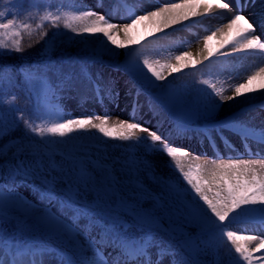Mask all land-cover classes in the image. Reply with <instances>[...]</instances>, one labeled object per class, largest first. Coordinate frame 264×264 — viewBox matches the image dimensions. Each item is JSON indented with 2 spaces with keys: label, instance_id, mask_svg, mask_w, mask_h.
<instances>
[{
  "label": "snow or ice",
  "instance_id": "snow-or-ice-1",
  "mask_svg": "<svg viewBox=\"0 0 264 264\" xmlns=\"http://www.w3.org/2000/svg\"><path fill=\"white\" fill-rule=\"evenodd\" d=\"M0 2V58L21 53L25 38L27 47L43 42L44 55L52 49L60 53L27 67L0 62V86L16 87L22 74V86L36 98L31 112L17 110L7 100V110H0V264H16L21 252L58 256V264H209V253L218 248L228 252L230 264H264V236L229 227L242 216L264 227V155L248 145L249 139L264 145V127L251 126L235 113L219 117L229 102L264 90V66L231 88V95L210 80L197 82L206 88H177L169 79L211 64L213 58L264 56V0L258 10L257 0H179L124 23L91 8L61 11V5L47 0ZM213 9L231 15L203 37V47L195 54L181 51L164 60L149 59V53L163 51L148 48L149 37L211 17ZM37 16L40 22H26ZM49 25L71 32L69 39L76 45L84 44L86 37H103L114 46L103 49L109 57L122 50L124 63L113 66L117 72L123 69L129 80L121 85L106 77L95 53H70L63 41L46 39ZM215 38L218 42L211 48L209 41ZM64 56L69 64L60 62ZM73 56L79 59L73 62ZM89 61L100 67L93 71ZM87 87L101 108L105 101L119 108L123 100L129 115L69 117L53 102ZM160 111L182 123L165 128L156 119ZM197 121L211 125L202 130L209 144L217 137L228 141L226 132L238 136L248 158H209L176 143ZM110 141L122 150L112 151L116 145ZM160 157L167 158L163 166L170 170L168 176L158 171ZM17 178L39 181V203L22 196ZM10 221L11 228L3 226ZM30 229L39 230L55 247L30 244L24 239Z\"/></svg>",
  "mask_w": 264,
  "mask_h": 264
},
{
  "label": "rangeland",
  "instance_id": "rangeland-1",
  "mask_svg": "<svg viewBox=\"0 0 264 264\" xmlns=\"http://www.w3.org/2000/svg\"><path fill=\"white\" fill-rule=\"evenodd\" d=\"M109 2L110 0H70V2H61L60 0H53L54 5L61 4L64 5V8H67L69 4H72V6L76 9L78 8L94 9L97 13L104 14L106 18L116 23L129 22L130 18L134 17L135 15H142L145 11L160 6L159 0H122V2L125 4L126 7V13H125L118 6L117 7L114 6L113 8H111L109 6L110 4ZM222 11H223V16L226 19L231 15L226 10H222ZM245 11L247 12L249 11V9L248 10L246 9ZM197 19H202V18H197ZM186 25L187 26H185V28L182 27V28H178L175 31L167 32V35L163 33H158L157 36H162L161 38L162 41L160 42L159 45H161L164 51L159 52V54L149 53V55H151L149 59L164 60L170 56L180 54L181 51H191L193 52V54H195L201 47H203V42H204L203 37L209 35L211 32L207 30V27L202 26L200 28L198 24L192 25L191 22H187ZM215 26H216L215 24H211L208 27L214 29ZM143 31L144 29L143 27H141L140 28L141 34H143ZM150 38H155V37H149V39ZM217 42H218V38H215L212 41H209V46L211 48H215ZM167 46L168 48L166 49ZM101 57L103 60L106 61H109L111 59L108 57L107 54H102ZM217 60L221 61L220 65L222 64V67L215 76H212L215 79L213 84H215L217 88H224L226 90L224 94L226 95H231L232 94L231 88H233L238 83H244L248 75L254 72L258 67L264 66V56H260L258 54H248V55L238 54L237 56L234 55V56H229L227 58L220 57ZM89 67L92 68L93 71H95L100 66L97 65L94 66L93 64ZM100 70L105 72L106 77L109 75L113 76L117 80V82L121 85L124 84L126 81H128L127 74L125 72H123L122 70L117 72L115 68L112 66L103 65V67L100 68ZM190 70L192 69H186L181 73L175 74L174 77L169 78L172 81L173 86L182 83H186L187 87L193 84L202 85L197 82L202 81L203 77L197 76L196 73L190 74L189 73ZM262 92H264V90L256 92L258 94L257 98L264 96L261 94ZM92 96H93V89L91 87H87V88H82L79 92H73L71 94L64 93L62 94V98L59 101H53V102L58 103L61 109L63 110V113L69 117L83 116L94 112L109 113L111 119H115L117 116L126 118L129 115L127 105L123 100H121L119 108H117L114 104L107 103V101H105L106 106L101 108L99 105L95 103V101L92 99ZM83 97L87 98V102H85V99ZM140 99L142 103L145 102V98L143 96H141ZM247 102L248 101L244 97H240L234 103L233 102L228 103L230 104L229 109H234L237 106H240ZM226 110L224 109L219 110V116L223 115L226 112ZM145 111H147V108H145ZM257 114L260 115L261 112L249 111L245 115H243L241 119L251 123V121L254 122V120H250V119H254V117H256ZM152 123L156 124V121L153 120ZM177 123H182V122H177L176 120H174V118H172L171 123H167V124L164 123V125L165 128H167L169 124L175 127ZM200 123L201 121H197V124ZM192 124H190V126ZM156 126L159 127L158 124ZM213 135H215V133H213ZM216 139H219V137H217ZM205 141L207 142V140L203 138L202 132H197V131L193 132L187 129V137L185 139L176 140L175 142L189 148L190 144L198 145L199 143H203ZM109 143L116 145V147H114L112 151L122 150L118 142L110 141ZM165 159L167 158L165 157L159 158L160 167L158 168V171L164 174L165 176H168L170 175V170L163 166V161ZM10 180L11 178H9V182ZM0 183H4V180L2 179ZM181 183L183 182L181 181ZM17 190L22 194V196L27 197L29 200L35 203L40 202L38 188L32 182H24L19 178H17ZM242 217H250V216H242ZM241 224L242 222L240 221L233 222L232 225H235V227H232L230 229L245 235L254 234L253 230H251L253 228L242 227L244 225ZM3 226L11 228L7 224ZM27 234H32L33 236H38V237L45 235H43L37 229L27 230L24 234V239L27 240L30 244L37 247L41 246L34 240V237L28 238ZM165 239L166 236L164 237V240ZM48 248L52 249L54 247H48ZM229 249H230V245H229ZM232 256L233 257L235 256L234 252L232 253ZM207 259L209 261V264H217V262H219V264H230L231 257L228 255V252L225 251L224 248H218L215 251L210 252ZM23 260H25L26 264H41V261L43 262V264H58L59 257L54 255L40 256L39 254L35 256H30L26 254L23 257ZM29 260H31V262H28Z\"/></svg>",
  "mask_w": 264,
  "mask_h": 264
},
{
  "label": "trees",
  "instance_id": "trees-1",
  "mask_svg": "<svg viewBox=\"0 0 264 264\" xmlns=\"http://www.w3.org/2000/svg\"><path fill=\"white\" fill-rule=\"evenodd\" d=\"M61 2H70V0L64 1V0H60ZM48 3L53 4L52 0H47ZM116 3H120V0H111L110 1V5L114 6ZM122 5V3H120ZM54 5V4H53ZM61 5V4H60ZM61 11H73L76 10L72 4H69L67 6V8H64V5H61ZM3 8V2H0V9ZM26 22L28 23H38L39 21V17H35L32 19H27ZM48 31V36L46 37V39L53 41L54 44H59L61 41L64 42V46L66 47V49L68 50V52L72 53H81L82 55H87V54H91V53H95L96 54V59L100 61V65H109L114 67L113 65L115 63H120L123 64L125 57L119 55V53L122 50H117L118 55L117 57H109L111 58L109 61L103 60L102 59V54H107L106 52L103 51L104 47H114L110 44H108V42L103 38V37H86L85 38V43L84 44H80V45H76L73 44L69 37L73 36V34L71 32H69L68 30L63 29L62 27L59 29L56 28H52L50 25L47 28ZM76 39H81L79 37H77ZM162 40L158 39V40H151L149 41V43L147 44V47L152 49L156 47V49H162L160 42ZM25 48L21 53H15V52H11V53H6L5 55L9 58L7 60H3L2 58H0V62H7V63H13L16 65H23L25 67L30 66V65H37V64H42L44 62H47L48 57H53V59H55L54 53L55 55H60L59 52H57L55 49L49 50L47 51V54L44 55L42 53H44L45 49L43 48V42L35 44L33 47H27V44L29 43V40L27 38H25ZM142 43H144L142 41ZM168 48V46L166 47V49ZM108 55V54H107ZM151 55H149L150 57ZM77 59H79V57L73 56V62H75ZM123 59V60H122ZM62 64H69V58L68 56H64L61 61ZM89 66L94 64V61H89L88 62ZM218 63H212V64H206L203 67H200L199 69H197L196 71H193L192 73H196L197 76H201L203 77V80H210L212 83L215 81V79L212 77L214 76V74H217V72L220 70V67L217 65ZM97 65V66H100ZM123 72H125L123 69H121ZM126 73V72H125ZM127 74V73H126ZM127 78L129 80V75L127 74ZM20 80H21V84H18L16 87L14 88H9V87H3L0 86V110H4L6 111L8 108V105H13L17 110H23L25 112H31L33 110V107L36 103V98L34 96H30L28 90L22 86V82H23V76L22 74H20ZM202 80V81H203ZM175 87L177 88H185L187 87L186 85H176ZM197 87H205L206 85H197ZM146 99H147V93L142 94ZM11 96H16V100H10ZM8 101V105L4 104V101ZM8 115L10 117H14L15 116V112H10L8 113ZM158 120H162L163 122H166L169 120L168 118V113L165 111H160L158 117ZM22 128V125L20 126ZM99 135V134H96ZM2 142V141H0ZM2 181V179H0V182ZM37 188H39V181H34L32 182ZM9 227H11V221L7 224ZM27 237H34V239L36 241H38L39 244L44 245V246H55V243L51 240H49L47 237L45 236H33L32 234H27ZM167 239V237H166Z\"/></svg>",
  "mask_w": 264,
  "mask_h": 264
},
{
  "label": "bare ground",
  "instance_id": "bare-ground-1",
  "mask_svg": "<svg viewBox=\"0 0 264 264\" xmlns=\"http://www.w3.org/2000/svg\"><path fill=\"white\" fill-rule=\"evenodd\" d=\"M168 2H179V0H159L160 6ZM259 7H260V0H257L256 9H259ZM249 11H252V9H249ZM213 13L214 15H212L211 17L196 19L195 21H189V22H191L192 25L198 24L200 28L202 26L207 27V30L211 32L215 30V28L218 27L220 23L226 20V18L223 16L222 10L214 9ZM211 24L216 25L214 29L208 27ZM182 27L185 28V26H181V27L176 26L175 30H177L178 28H182ZM175 30L169 29L167 30V32H172ZM257 97H258V94L256 92L249 94L247 97H244L248 102L242 104L243 106L240 105L234 109H229L230 104H227L226 106L222 108L224 110L227 109L226 112L219 117L223 118V117L231 116L233 113H235L237 116L242 118V116L245 115L249 111L261 112V114L260 115L257 114V116L254 117V119H250V120H254V122L251 121L250 125L255 126L257 128L264 127V96H261L260 98H257ZM245 106H247L246 107L247 111H244ZM227 136H228V141H231V144H234L236 146L235 151H230L229 142L222 140V139H216L214 145L209 144L208 141L207 142L205 141L203 143H199L198 145L190 144L189 148L194 152L207 153V157L209 158H221V157L222 158H240L241 154H243V158H248L246 150L240 142V138L238 136L237 137L234 136L232 139H229L230 134ZM248 145L251 147L253 152L261 151V154L264 155V145L259 144L256 140L250 139L248 141ZM241 225H244L242 227H251L253 228L251 230H253L254 234L264 236V227H261V225L257 223L256 220L252 221V223H242ZM229 227L232 228V227H235V225L231 224ZM24 255L26 254H24L23 252L16 255L15 257L16 263L26 264L25 260H23ZM28 262H31V260H29Z\"/></svg>",
  "mask_w": 264,
  "mask_h": 264
}]
</instances>
